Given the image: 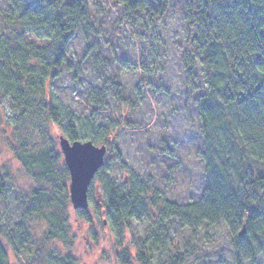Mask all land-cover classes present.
Instances as JSON below:
<instances>
[{
	"label": "trees",
	"instance_id": "16d2710c",
	"mask_svg": "<svg viewBox=\"0 0 264 264\" xmlns=\"http://www.w3.org/2000/svg\"><path fill=\"white\" fill-rule=\"evenodd\" d=\"M0 1L5 5L0 11L4 24L0 32V97L16 115L12 128L17 147L10 144L9 148L37 185L21 205L26 206L27 219L41 217L48 238L71 242L69 173L62 165V154L56 151L51 127L64 126L63 137L70 142L80 138L71 117L63 123L57 105L48 102L47 87L60 77L62 69L77 78L79 69L70 60L69 44L77 34L87 42L95 37V25L84 0ZM114 1L123 7L124 15L149 25L179 1L183 22L195 28L190 41L192 58L185 56L184 70L192 93L202 89L197 82L198 67L204 78L206 92L194 105L207 154L200 197L184 206L151 192L132 171H126V180L117 186L107 174L105 161L94 180L105 199L107 223L117 227L124 238V222L147 217L157 238L151 245L159 242L157 235L163 226L196 229L222 224L232 236L234 264H259L257 258L264 254V0ZM105 87L104 83L98 91L102 97ZM110 91L118 94L111 87ZM109 132L94 128L88 140L108 150ZM7 179V175L0 178V199L6 196ZM76 215L90 223L87 211H76ZM26 218L22 216L19 231ZM245 232L257 239L263 251L247 254L242 242ZM10 241L0 225V264H9L6 242ZM147 245L145 240L138 244L135 255L122 249L120 263L152 264ZM47 262L74 263L69 256H51Z\"/></svg>",
	"mask_w": 264,
	"mask_h": 264
},
{
	"label": "rangeland",
	"instance_id": "374dc122",
	"mask_svg": "<svg viewBox=\"0 0 264 264\" xmlns=\"http://www.w3.org/2000/svg\"><path fill=\"white\" fill-rule=\"evenodd\" d=\"M84 3L97 35L88 42L80 34L73 38L69 57L79 69L78 76L74 80L62 69L60 77L47 87L48 102L57 105L63 123L71 117L79 142H91L88 139L94 128L110 130L106 171L117 186L126 180V171H132L151 192L157 191L171 203L184 206L196 202L205 182L203 158L207 152L194 105L206 92L204 78L198 67L197 82L202 89L192 93L184 70L185 58H192L190 41L195 28L183 22L179 1L152 25L124 15L123 7L114 0ZM4 6L0 1V11ZM104 83L102 97L98 91ZM110 87L118 92L116 96ZM15 118L8 101L0 97V178L8 176L4 181L6 196L0 199V225L11 238L6 242L9 264H49L51 256H69L72 264H121L122 249L135 255L143 240L151 249L152 264H234L232 236L222 224L196 229L163 226L157 235L159 242L151 245L157 238L151 220L145 217L124 222L126 234L124 230L125 237H120L119 229L106 221L98 180L89 191L90 223L82 222L70 205L69 236L73 241L48 238L41 217L27 219L26 206L21 205L37 185L9 148L10 144L17 147L12 128ZM63 128L51 127L60 154L58 138L65 136ZM61 161L65 166L63 155ZM23 215L26 220L19 231ZM244 235L247 254L263 251L255 237ZM257 260L264 264V254Z\"/></svg>",
	"mask_w": 264,
	"mask_h": 264
},
{
	"label": "water",
	"instance_id": "95a60500",
	"mask_svg": "<svg viewBox=\"0 0 264 264\" xmlns=\"http://www.w3.org/2000/svg\"><path fill=\"white\" fill-rule=\"evenodd\" d=\"M58 144L69 173L68 198L74 211H87L89 189L105 163L107 149L92 142H70L59 136ZM243 231L240 232V236Z\"/></svg>",
	"mask_w": 264,
	"mask_h": 264
}]
</instances>
